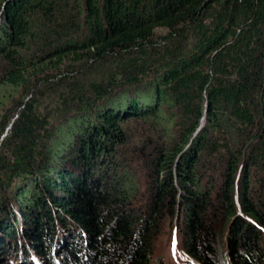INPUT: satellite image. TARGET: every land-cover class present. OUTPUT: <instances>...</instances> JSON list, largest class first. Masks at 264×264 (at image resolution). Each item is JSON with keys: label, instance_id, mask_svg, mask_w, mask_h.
Returning <instances> with one entry per match:
<instances>
[{"label": "trees", "instance_id": "obj_1", "mask_svg": "<svg viewBox=\"0 0 264 264\" xmlns=\"http://www.w3.org/2000/svg\"><path fill=\"white\" fill-rule=\"evenodd\" d=\"M172 227L264 264V0H0V264H166Z\"/></svg>", "mask_w": 264, "mask_h": 264}, {"label": "rangeland", "instance_id": "obj_2", "mask_svg": "<svg viewBox=\"0 0 264 264\" xmlns=\"http://www.w3.org/2000/svg\"><path fill=\"white\" fill-rule=\"evenodd\" d=\"M53 99H46L42 107V111H44L46 108L49 109V105L51 104V101ZM132 126V125H131ZM133 135H135V132H132ZM138 136H133L131 138L132 144L134 143V146L136 147V153L140 154L141 156L143 155L146 157L148 154H150L154 148L155 144L153 142H141L144 140H147L145 137H141V135L138 133L136 134ZM143 136V135H142ZM144 138V139H143ZM178 234L176 232H173V227L170 230L169 229V235L168 231L165 232V234L162 236L160 241L158 240L157 242V250L161 248L163 245V253H162V258L163 262L166 264H187V258L183 255H181V252L183 247L181 246L180 242H178L179 237H177ZM171 240V245H170V239ZM169 243V244H168ZM180 244V247L178 246ZM182 249V250H181ZM160 257V254H159Z\"/></svg>", "mask_w": 264, "mask_h": 264}]
</instances>
